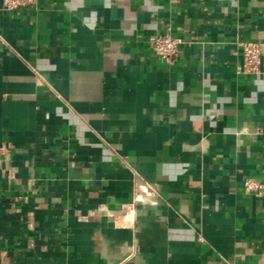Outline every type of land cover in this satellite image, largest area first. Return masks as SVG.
Returning <instances> with one entry per match:
<instances>
[{"label":"crops","instance_id":"0c3cea01","mask_svg":"<svg viewBox=\"0 0 264 264\" xmlns=\"http://www.w3.org/2000/svg\"><path fill=\"white\" fill-rule=\"evenodd\" d=\"M246 42L264 0H0V264H264Z\"/></svg>","mask_w":264,"mask_h":264},{"label":"built area","instance_id":"2783aa9c","mask_svg":"<svg viewBox=\"0 0 264 264\" xmlns=\"http://www.w3.org/2000/svg\"><path fill=\"white\" fill-rule=\"evenodd\" d=\"M39 0H3L4 8L8 11H18L20 9L35 7ZM153 52L164 60H171L184 45L181 37L168 34H156L150 38ZM243 51V64L239 71L248 75H259L261 73L262 61L264 58V47L260 43L246 42L240 44ZM38 85L42 82L38 81ZM244 190L254 193L258 197L264 196V184L257 183L254 179H246Z\"/></svg>","mask_w":264,"mask_h":264}]
</instances>
